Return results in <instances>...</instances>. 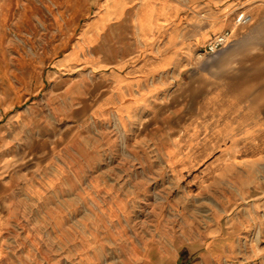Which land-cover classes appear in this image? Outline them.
<instances>
[{"label":"rangeland","instance_id":"1","mask_svg":"<svg viewBox=\"0 0 264 264\" xmlns=\"http://www.w3.org/2000/svg\"><path fill=\"white\" fill-rule=\"evenodd\" d=\"M39 3L0 0V264H264V188H255L253 211L242 189L205 169L206 157L168 163V144L184 134L182 107L127 125L39 123L63 111L32 108L27 97L35 45L23 23L38 24ZM46 3L72 4L80 22L90 13L86 0ZM239 9L236 23L247 16ZM195 59L192 73L204 64L211 88L224 53ZM225 60L245 77V65Z\"/></svg>","mask_w":264,"mask_h":264},{"label":"crops","instance_id":"2","mask_svg":"<svg viewBox=\"0 0 264 264\" xmlns=\"http://www.w3.org/2000/svg\"><path fill=\"white\" fill-rule=\"evenodd\" d=\"M39 1L38 24L23 23V39L35 45L28 54L27 97L32 108L40 102L63 110L39 116V123L127 125L159 110L169 117L182 107L184 134L167 146L175 149L167 153L170 166L179 164L181 154L206 157L205 169L214 166L223 181L242 189L254 211L255 188H264V0H231L218 8L212 0H148L151 6L142 0H86L90 13L81 22L72 4ZM48 7L54 14H46ZM240 7L247 16L236 23ZM226 29L233 36L211 52L222 51L224 59L208 89L204 64L194 70L197 79H191V65ZM225 58L245 65V77ZM36 92L39 101L33 100Z\"/></svg>","mask_w":264,"mask_h":264},{"label":"built area","instance_id":"3","mask_svg":"<svg viewBox=\"0 0 264 264\" xmlns=\"http://www.w3.org/2000/svg\"><path fill=\"white\" fill-rule=\"evenodd\" d=\"M243 16L240 11L236 15V19L239 20ZM229 35V29L222 31L221 33L215 35L211 40H209L198 55L214 52L218 47L222 46L226 42V38Z\"/></svg>","mask_w":264,"mask_h":264},{"label":"bare ground","instance_id":"4","mask_svg":"<svg viewBox=\"0 0 264 264\" xmlns=\"http://www.w3.org/2000/svg\"><path fill=\"white\" fill-rule=\"evenodd\" d=\"M141 1V0H140ZM203 32V31H202ZM209 32V31H208ZM219 34V33H218ZM217 35V34H216ZM227 39H228V36H227V38H226V41H227Z\"/></svg>","mask_w":264,"mask_h":264}]
</instances>
